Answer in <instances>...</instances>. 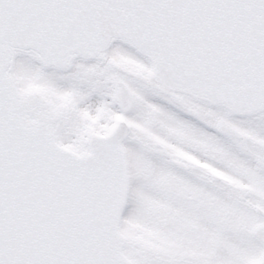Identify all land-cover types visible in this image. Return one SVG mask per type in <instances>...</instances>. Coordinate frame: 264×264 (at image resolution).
Here are the masks:
<instances>
[{
    "label": "snow or ice",
    "instance_id": "6c2138e0",
    "mask_svg": "<svg viewBox=\"0 0 264 264\" xmlns=\"http://www.w3.org/2000/svg\"><path fill=\"white\" fill-rule=\"evenodd\" d=\"M0 264H264V0H0Z\"/></svg>",
    "mask_w": 264,
    "mask_h": 264
}]
</instances>
